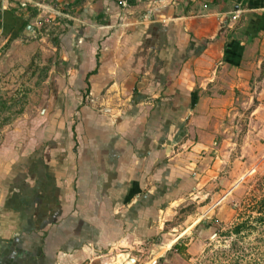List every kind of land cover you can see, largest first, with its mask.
I'll return each instance as SVG.
<instances>
[{"label":"crops","instance_id":"obj_1","mask_svg":"<svg viewBox=\"0 0 264 264\" xmlns=\"http://www.w3.org/2000/svg\"><path fill=\"white\" fill-rule=\"evenodd\" d=\"M227 1L0 0V33L38 34L28 47L50 35L57 55L37 111L0 131V264L131 247L196 186L195 160L221 149L222 118L248 94L264 133V7Z\"/></svg>","mask_w":264,"mask_h":264},{"label":"rangeland","instance_id":"obj_2","mask_svg":"<svg viewBox=\"0 0 264 264\" xmlns=\"http://www.w3.org/2000/svg\"><path fill=\"white\" fill-rule=\"evenodd\" d=\"M263 1L227 3L242 9L244 3L264 7ZM239 9L235 19L240 18V23L245 21L243 15L251 12ZM37 35L25 37L24 27L16 37L0 33V131L37 111L46 96L47 74L57 55L49 46L50 35L28 47L30 41L39 38ZM262 75L264 59L258 73ZM261 88L264 84L255 92ZM246 90L252 92L253 87ZM247 97L248 102L236 104L238 114L222 118L227 129L222 134L225 141L221 149L212 147L195 160L200 164L196 186L158 213L156 234L131 243V247L111 245L97 252V258L90 256L93 264H264V222L252 220V228L237 234L231 231L247 215L249 219L258 215L255 202L264 198V133L249 125L252 120L260 121L261 116L249 115L253 103L249 94Z\"/></svg>","mask_w":264,"mask_h":264},{"label":"trees","instance_id":"obj_3","mask_svg":"<svg viewBox=\"0 0 264 264\" xmlns=\"http://www.w3.org/2000/svg\"><path fill=\"white\" fill-rule=\"evenodd\" d=\"M260 18L264 19V17H261L259 16ZM257 18L254 19L253 21H250L247 25V28L246 30L249 31V32H253L255 30H257L259 28V25H261V20L260 18ZM11 18L9 17V14L8 15H5L2 19V31L3 33H6L8 31V25H9V22H11L10 20ZM13 21L15 19H12ZM16 25V24H15ZM24 25V22H21L19 24V27L18 28H21L23 27ZM17 26V25H16ZM11 37H15V34L14 33H11L10 34ZM86 85H85V88H87L88 84L87 82H85ZM255 211L258 212V215L256 216H251L250 219H249V215L246 216V218H244L243 220L235 223L233 226H232V229L231 231L233 233H239L242 229L244 228H252V225H251V221H259V222H264V198H259L256 202H255Z\"/></svg>","mask_w":264,"mask_h":264},{"label":"built area","instance_id":"obj_4","mask_svg":"<svg viewBox=\"0 0 264 264\" xmlns=\"http://www.w3.org/2000/svg\"><path fill=\"white\" fill-rule=\"evenodd\" d=\"M118 4L124 5L125 3H124L123 1H118ZM237 11H238V10H234V11H233V13L230 15V19H234V18H236V16H237L236 12H237Z\"/></svg>","mask_w":264,"mask_h":264}]
</instances>
